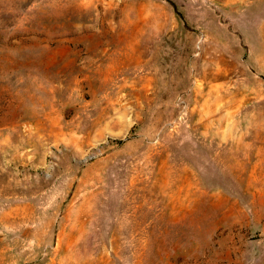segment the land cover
Here are the masks:
<instances>
[{
	"label": "rangeland",
	"instance_id": "rangeland-1",
	"mask_svg": "<svg viewBox=\"0 0 264 264\" xmlns=\"http://www.w3.org/2000/svg\"><path fill=\"white\" fill-rule=\"evenodd\" d=\"M0 264H264V0H0Z\"/></svg>",
	"mask_w": 264,
	"mask_h": 264
}]
</instances>
